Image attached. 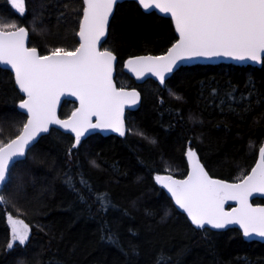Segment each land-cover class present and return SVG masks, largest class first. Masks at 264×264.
Instances as JSON below:
<instances>
[{"label":"trees","instance_id":"16d2710c","mask_svg":"<svg viewBox=\"0 0 264 264\" xmlns=\"http://www.w3.org/2000/svg\"><path fill=\"white\" fill-rule=\"evenodd\" d=\"M40 3L26 0L27 10L21 16L7 0H0V23L29 28L28 46L38 47L41 54L52 46L77 45V37L67 31L70 25L58 23L55 10L46 12L43 23L36 25L43 29L40 34L33 31ZM75 27L78 31V24ZM175 39L170 19L144 13L133 1L116 5L102 49L114 50L117 56V87L140 93L139 104L126 112L128 131L124 136L90 135L72 150L71 163L68 151L74 138L70 134L51 129L35 142L29 162L36 156L46 163L25 162L14 169L25 173L31 167V174L25 175L27 196L15 205H0V264H16L19 259L28 264H264V243L245 241L235 228L197 230L153 181L157 174L183 178L189 145L213 178L236 182L249 172L264 142V64L180 67L164 85L151 79L137 81L123 71L129 57L162 54ZM253 86L260 96L251 98L250 111H243L247 101L233 103L235 111L227 103L221 110L225 93L234 92L239 101ZM21 98L12 74L0 68L5 139L26 120L17 109ZM256 99H261L258 105ZM75 107L64 101L60 118ZM66 174L77 181L82 175L91 185L86 202L65 183ZM76 188L80 189L79 183ZM97 193L108 194L113 206L107 212L96 202ZM253 203L264 204V200ZM8 214L29 224L27 248L6 250ZM109 235L114 243L108 242Z\"/></svg>","mask_w":264,"mask_h":264},{"label":"snow or ice","instance_id":"6c2138e0","mask_svg":"<svg viewBox=\"0 0 264 264\" xmlns=\"http://www.w3.org/2000/svg\"><path fill=\"white\" fill-rule=\"evenodd\" d=\"M120 2L41 0L39 13L33 18V31L40 34L43 29L36 25L43 23L46 12L50 15L55 10L58 23L70 25L67 31L79 38L74 47L52 46L46 54H41L36 46H28L29 28L16 22L0 23V65L10 66L14 85L22 94L18 110L20 115H26V120L6 139L5 128L0 122V205H15L27 196L29 181L25 175L31 174V167H26L25 173L14 169L18 164L29 162L28 153L40 134L50 131V125H58L74 134V143L68 151L69 163L72 150L81 146L92 130H110L120 136L128 131L125 107L136 105L140 93L114 85L113 67L117 56L114 50H102L110 17ZM8 3L19 15L26 13V0H8ZM137 3L144 10H158V13L170 16L178 35L160 55L131 56L125 61L124 67L137 78L151 74L164 85L168 75L179 64L200 57L222 56L264 64V0H137ZM64 94L75 97L79 106L67 118L60 119L57 104ZM213 94L219 95L215 89ZM259 96L254 86L239 101H236L234 92H228L220 100L219 107L223 111L227 103L228 109L235 111L233 103L247 101L243 109L247 112L253 106L251 98ZM260 102L261 99L255 101L257 105ZM186 156V176L177 179L171 174H157L154 180L167 190L191 225L197 230L207 231L206 226L219 230L237 224L245 237L255 235L264 238V206H254L249 202L254 193L264 194V143L258 147V159L251 171L234 183L210 176L191 147ZM44 163L46 159L36 156L29 162L30 165ZM91 164L96 166V161H91ZM65 183L84 202L87 201L85 193H92L91 185L82 175L77 181L66 174ZM77 183L80 189L76 188ZM95 200L105 212L113 206L107 193H97ZM226 201H235L237 206L227 211L224 207ZM168 215L165 212L164 217ZM7 224L10 238L6 250L27 248L31 239L29 224L12 214L7 215ZM107 240L114 243L111 235ZM16 264L28 262L19 259Z\"/></svg>","mask_w":264,"mask_h":264},{"label":"water","instance_id":"95a60500","mask_svg":"<svg viewBox=\"0 0 264 264\" xmlns=\"http://www.w3.org/2000/svg\"><path fill=\"white\" fill-rule=\"evenodd\" d=\"M7 1H8V0H7ZM125 1H133V2L137 3V0H121L120 3L125 2ZM120 3H118V4H120ZM118 4H117V5H118ZM137 4H138V3H137ZM138 6H139V5H138ZM10 7H11V5H10ZM139 7H140V6H139ZM11 8H12V7H11ZM115 8H116V6H115ZM140 8H141V7H140ZM12 9H13V8H12ZM13 10H14V9H13ZM141 10H142L144 13L155 12V13L158 14L159 16H162V17H165V18L170 19V16H165L164 14H160V13H158V10H144V9H142V8H141ZM14 11H15V10H14ZM114 11H115V10H114ZM112 17H113V15L110 17V21H111ZM170 21H171V19H170ZM171 23H172V22H171ZM172 26H173L174 33H175V27H174V24H172ZM107 34H108V32H107ZM107 34H106V38H107ZM175 36H176V38H178V35H177L176 33H175ZM77 40H78V42H79V38H78V37H77ZM102 50H103V49H102ZM146 55H149V54H146ZM159 55H160V54H159ZM137 56H139V55H137ZM126 60H127V59H126ZM126 60H125V61H126ZM125 61H124V63H125ZM116 62H117V61H116ZM116 62H114V67H113V83H114V85L117 87L116 82H115V80H114V77H115V67H116ZM124 63H123V70H124V72H125L127 75H129L131 78H133V79H135V80H137V81H144V80L151 79V80L155 81L156 83H158V85H161V84L159 83L158 79L155 78V77H153V76H151V74H145L144 77L137 78L136 75H135L134 73L130 72L126 67H124ZM218 64H232V65H235V66H252V67H257V66H260V65H261V63H255V62L247 61V60H246V61H238V60H234V59L227 58V57H222V56H221V57H213V58H210V59H209V58H203V57H200V58H195V59H192V60H190V61H185V62L179 64L178 67L174 70V72L177 71L180 67H188V66H194V65H218ZM0 68L9 71V72L12 74V76H13V80H14V74L10 71V66H7V65H0ZM174 72H173V73H174ZM173 73H170V74L168 75V77L166 78V80H167V79H168ZM15 87H16V86H15ZM16 88H17V90H18V92H19L18 87H16ZM117 88H118V87H117ZM126 90H132V89H126ZM20 95L22 96L21 93H20ZM64 101H70V102L75 103V104H76V108L79 106V102H78V100H76L75 97L70 96V95H68V94H64V95H62V96L60 97V101H59V103L57 104V115H58L59 118H60V116H59V110H60V107H61V105H62V103H63ZM139 102H140V100L137 102L136 105H138ZM136 105H133V106H131V107H128V106L125 107L124 118H125V116H126V112L133 111V110L135 109ZM17 109H18V104H17ZM19 111H20V110H19ZM71 113H72V112H71ZM71 113H70V115H71ZM25 116H26V115H25ZM66 118H67V117H66ZM60 119H65V118H60ZM125 125H126V121H125ZM51 129H56V130H58V131H60V132H63V133H66V134H70V135L74 138V134H71V133L68 132L67 130L61 129L58 125H50V130H51ZM44 134H45V133H41L40 136L38 137V139H39L41 136H43ZM93 134H100V135H102V136H104V137H106V136H110V135H113V136H120L118 133L111 132L110 130H92L91 132H89V133L86 135V137H85L84 139H86L87 137H89L90 135H93ZM263 143H264V142H263ZM189 147H191V146L189 145V146L187 147V149H186V153H187ZM191 148H192V147H191ZM192 149H193V148H192ZM193 150H194V149H193ZM194 151H195V150H194ZM186 153H185V162H186V164H187V170H188V161H187ZM197 157H198V155H197ZM198 159H199V158H198ZM257 159H258V153H257ZM257 159H256V160H257ZM255 163H256V162H255ZM254 165H255V164H254ZM254 165H253V166H254ZM205 170H206V169H205ZM250 171H251V169L249 170V172H250ZM162 175H168V174H162ZM186 175H187V173H186ZM186 175H185V176H186ZM176 178H177V177H176ZM177 179H182V178H177ZM214 179H218V178H214ZM220 180H221V179H220ZM153 181H154V183L156 184V182H155V180H154V177H153ZM227 182H228V181H227ZM229 183H234V182H229ZM156 185H157L158 187H160V188L163 190V192H164V193L167 195V197L171 200L173 206H174L178 211H181V212L183 213L182 210H179V209L177 208V206H175L174 201H172L170 194L167 193V190H166V189H163L162 186H160V185H158V184H156ZM253 200H264V194H261V193H254L251 197H249V202L252 203L254 206H256V205L264 206V204H255V203H253ZM236 206H237V204H236L235 201H226V202H225V205H224V207H225V209H226L227 211H230L232 208H234V207H236ZM183 214L186 216L185 213H183ZM186 218H187V216H186ZM190 223H191V222H190ZM194 227H195V226H194ZM206 228H207V229H211L210 226H206ZM231 228H235V229L239 230L240 233H241V235H242V238H243L245 241H247V242L256 241V242L264 243V238H261V237L255 236V235H253V236H251V237H245V236L243 235L242 230L239 228V225H237V224H230V225H227L223 230L231 229ZM211 230H213V229H211Z\"/></svg>","mask_w":264,"mask_h":264},{"label":"bare ground","instance_id":"6f19581e","mask_svg":"<svg viewBox=\"0 0 264 264\" xmlns=\"http://www.w3.org/2000/svg\"><path fill=\"white\" fill-rule=\"evenodd\" d=\"M156 185V184H155ZM157 186V185H156ZM158 187V186H157ZM158 188H160V187H158ZM161 189V188H160ZM162 190V189H161Z\"/></svg>","mask_w":264,"mask_h":264}]
</instances>
